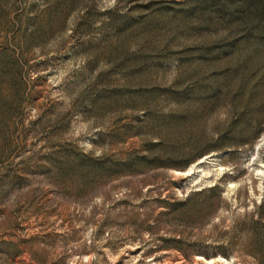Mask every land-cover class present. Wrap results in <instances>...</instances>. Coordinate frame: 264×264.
I'll return each instance as SVG.
<instances>
[{
	"label": "rangeland",
	"instance_id": "obj_1",
	"mask_svg": "<svg viewBox=\"0 0 264 264\" xmlns=\"http://www.w3.org/2000/svg\"><path fill=\"white\" fill-rule=\"evenodd\" d=\"M263 200L264 0H0V264H264Z\"/></svg>",
	"mask_w": 264,
	"mask_h": 264
},
{
	"label": "trees",
	"instance_id": "obj_2",
	"mask_svg": "<svg viewBox=\"0 0 264 264\" xmlns=\"http://www.w3.org/2000/svg\"><path fill=\"white\" fill-rule=\"evenodd\" d=\"M263 205H264V200L261 202V204L259 205L258 209L263 207ZM261 218H262V215H259L258 218L253 223H258Z\"/></svg>",
	"mask_w": 264,
	"mask_h": 264
}]
</instances>
